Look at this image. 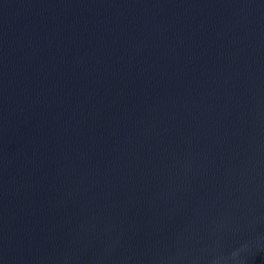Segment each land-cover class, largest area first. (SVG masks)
<instances>
[{
  "label": "water",
  "instance_id": "obj_1",
  "mask_svg": "<svg viewBox=\"0 0 264 264\" xmlns=\"http://www.w3.org/2000/svg\"><path fill=\"white\" fill-rule=\"evenodd\" d=\"M0 264H264V0H0Z\"/></svg>",
  "mask_w": 264,
  "mask_h": 264
}]
</instances>
